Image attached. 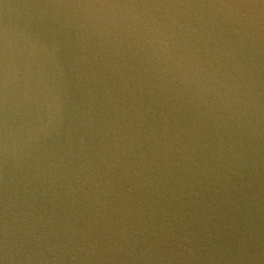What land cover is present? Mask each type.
<instances>
[{"label": "water", "instance_id": "obj_1", "mask_svg": "<svg viewBox=\"0 0 264 264\" xmlns=\"http://www.w3.org/2000/svg\"><path fill=\"white\" fill-rule=\"evenodd\" d=\"M0 264H264V0H0Z\"/></svg>", "mask_w": 264, "mask_h": 264}]
</instances>
